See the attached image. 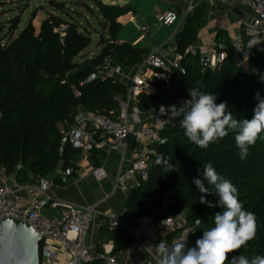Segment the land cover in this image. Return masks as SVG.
I'll return each mask as SVG.
<instances>
[{"label":"trees","instance_id":"obj_1","mask_svg":"<svg viewBox=\"0 0 264 264\" xmlns=\"http://www.w3.org/2000/svg\"><path fill=\"white\" fill-rule=\"evenodd\" d=\"M94 1L102 19L100 25L107 32L100 40L96 55L76 59L89 46L91 34L81 27L70 10L63 8L64 2L55 0H50V6L59 14L48 13L38 30L29 20L6 42L0 40V166L15 173L18 181H26L29 175L47 176L58 167L74 170L83 151L70 143L63 144L57 125L64 124L68 129L79 110L115 117L120 102L126 100L127 87L114 76L98 75L96 69L105 61L112 65H137L149 52L117 41L121 28L117 19L126 12L127 6ZM205 21V5L193 7L183 28L174 36L175 52L181 55L179 67L174 68L167 79L155 77L154 93L136 95L140 112L155 107L167 91L173 99H191L189 89L199 88L216 96L215 103L226 102L235 118H252L258 103L255 94L259 92L264 97V52L259 50L264 48V42L249 50L250 37L243 32L241 51L247 55V61L241 66L237 64L238 54L233 44L219 31L215 42L227 50L223 61L209 68L201 64L200 56L187 52ZM18 22V17L11 21L10 33L15 31ZM61 26H64L62 32L58 30ZM92 75L95 78L89 79ZM182 119L183 115L173 118V123L160 132V140L151 145L148 178L130 189L126 207L140 219L153 216L159 207L161 211L155 221L184 215L186 226L195 230L189 238V243L195 245L204 230L214 227V214L221 210L201 204L199 198L203 194L193 183L194 178L203 179V165L211 162L220 175L237 187L244 209L256 216L255 239L230 253L229 259L241 254L249 259L264 256V139L250 146L249 155L242 160L235 144V132L211 142L207 148H199L184 135ZM88 152L92 165H99L104 151L93 147ZM166 164H171L175 170L169 172ZM54 180L61 182L60 177ZM167 193H172L169 203L164 201ZM206 198L213 203L218 199L215 195ZM109 232L113 234V251L132 243V237L118 226Z\"/></svg>","mask_w":264,"mask_h":264},{"label":"built area","instance_id":"obj_2","mask_svg":"<svg viewBox=\"0 0 264 264\" xmlns=\"http://www.w3.org/2000/svg\"><path fill=\"white\" fill-rule=\"evenodd\" d=\"M238 3L249 7L254 16L244 22L243 32L246 36L252 31H259L264 36V0H235ZM193 4H189L185 13L192 12ZM178 15L175 8H170L161 16L165 25L174 22ZM144 29V28H142ZM59 31L64 30L61 26ZM63 35V33H61ZM251 38V37H250ZM237 52V64L245 65L247 55L241 51V39L233 43ZM191 55L207 56L205 65L215 68L224 59V51L215 49L212 46H189L187 49ZM181 55L175 57L166 64L165 60L156 50L149 52L141 61L140 69L146 66L157 71L161 78L167 79L174 68L179 67ZM97 74L100 76H113L121 72V65H112L105 61L103 66L98 67ZM152 90L151 84L145 80L138 71L129 81L127 92L129 96H136L140 92ZM79 93H76L78 96ZM186 97L173 99V106L180 108ZM128 102L121 101L116 117L103 115L90 111L79 110L74 118V123L68 129L64 124H58L63 144L70 143L73 148L83 152L90 147L106 149L111 146H124L130 135L139 137L149 145L160 140V132L173 123V118L167 111L163 113L159 106L146 123H140L137 117V110L128 113ZM167 110L169 107L164 106ZM137 124L136 128L130 130L131 124ZM94 134L107 136L108 140L96 141ZM149 152L136 153L132 167L118 176L116 186L123 190L138 187L140 183L148 178L150 163ZM71 172L72 170H68ZM93 174L103 177L105 174L101 168H95ZM49 181L40 177L34 183H22L17 180L15 173H9L3 166H0V220L6 217L20 220L27 223L38 231L39 235L53 230L39 238L38 241V264H91L100 261L102 264H119L112 255L113 243L106 241L100 243V251L92 253L87 244V231L94 215L103 216L110 227H126L116 216L108 212H99L94 206H77L70 203L58 202L51 198L47 189ZM46 208L53 209L50 213ZM162 223L171 231L176 232L174 237L167 244L169 246L176 240L184 239L188 247L195 245L189 243V238L194 234L193 227L186 226L184 215L171 216ZM156 221L153 216L140 219L142 232L151 234ZM142 244V243H141ZM142 246H144L142 244ZM134 264H145L137 260Z\"/></svg>","mask_w":264,"mask_h":264},{"label":"crops","instance_id":"obj_3","mask_svg":"<svg viewBox=\"0 0 264 264\" xmlns=\"http://www.w3.org/2000/svg\"><path fill=\"white\" fill-rule=\"evenodd\" d=\"M100 1L108 5L127 6L126 12L117 19L121 24L117 34V41L130 43L136 48L148 49L149 52L156 50L166 64L177 54L175 52L174 36L177 31L183 28L186 19L192 14V12L185 13L189 4H193L194 7L203 4L206 7L205 24L198 29L197 38L192 44L196 47L212 46L221 50L220 46L223 45L218 46L215 42L219 31L224 32L233 44L241 39L244 22L255 15L249 7L235 0ZM170 8H175L178 15L172 24L165 25L161 21V16ZM139 70H141L143 78L152 86V90L146 93H154L155 88L152 82L155 77H160V75L146 66L140 69V63L133 66H121V72L113 76L127 87L130 79ZM124 101L128 102V113L131 114L133 109L137 110V117L140 123L148 122L159 106H173V98L169 91L164 93L156 106L147 112H140L137 109L136 96H129L127 93ZM136 126V123L131 124L130 130H133ZM93 138L98 142L108 140L107 136L98 134H94ZM153 144L147 145L139 137L130 135L124 146L114 145L106 149L100 148L104 151V157L99 165L94 166L90 162L88 151L93 148L90 147L86 152H83V156L76 162L74 170L72 167H68L65 170L58 167L53 173L43 176L50 183L47 193L54 200L77 206H94L99 212L113 214L126 226L118 227L132 237V243L124 248L112 251V255L119 264H134L137 260H142L145 264H158L159 255L156 252V245L160 241L168 244L176 233L162 223L164 219L156 221L151 234L142 232L140 229V218L133 216L126 207V199L130 189L123 190L116 186L117 177L132 167L136 153H150L151 145ZM95 168H101L105 175L103 177L95 176L93 174ZM69 169L72 171L69 172ZM56 177L61 178L60 183L55 182L54 179ZM38 178L40 177L29 175L26 181L19 180V182L34 183ZM45 211L50 213L54 210L46 208ZM176 216L180 217L182 214ZM106 225L108 228H102ZM111 229L112 227L107 224L103 216L99 214L93 216L87 231V244L92 253L100 251V243L106 241H112L114 248L113 234L109 232ZM94 263L102 264L100 261H95Z\"/></svg>","mask_w":264,"mask_h":264},{"label":"clouds","instance_id":"obj_4","mask_svg":"<svg viewBox=\"0 0 264 264\" xmlns=\"http://www.w3.org/2000/svg\"><path fill=\"white\" fill-rule=\"evenodd\" d=\"M249 36V50L264 42V36L259 31H252ZM259 50L264 52V48ZM189 95L191 99L184 101L180 108L170 106L166 110L162 105L161 111L170 113L171 118L183 115L181 127L185 130L184 135L197 147L207 148L211 142H218L229 132H235L238 154L244 160L249 155L250 146L258 139H264L261 135L264 133V97L259 92L255 94L258 103L251 119L235 118L226 102L215 103L216 96L206 94L199 88H190ZM166 168L169 172L175 170L171 164H166ZM202 176L203 179H193L197 190L203 194L199 202L209 208L221 209L214 214V227L204 230L193 247H188L184 239L174 241L171 246L160 241L156 245L158 264H264V256L260 255L251 259L243 254L232 255L229 259L230 253L255 239L256 216L244 209L237 187L220 175L211 162L203 165ZM208 195H215L218 199L213 203L207 200ZM196 223L199 225L200 221Z\"/></svg>","mask_w":264,"mask_h":264},{"label":"rangeland","instance_id":"obj_5","mask_svg":"<svg viewBox=\"0 0 264 264\" xmlns=\"http://www.w3.org/2000/svg\"><path fill=\"white\" fill-rule=\"evenodd\" d=\"M56 2H64L63 8L70 10L81 27H85L91 34V42L89 46L76 58L82 59L91 57L98 53L99 44L102 37L106 36V29L100 25L102 20L98 11L96 10L94 0H55ZM50 0H0V40L4 43L10 35H16L20 29L29 21L38 30L41 20L47 17L48 13L59 14L54 8L50 6ZM88 7L86 8L85 7ZM61 14V13H60ZM64 15V14H63ZM19 18L17 28L10 33L11 21Z\"/></svg>","mask_w":264,"mask_h":264},{"label":"water","instance_id":"obj_6","mask_svg":"<svg viewBox=\"0 0 264 264\" xmlns=\"http://www.w3.org/2000/svg\"><path fill=\"white\" fill-rule=\"evenodd\" d=\"M222 51L226 47L220 46ZM208 61L207 56H201L200 62L204 64ZM92 75L89 79H94ZM172 193H167L164 197L166 203L171 202ZM161 207L153 212L154 218H157ZM53 230L39 235L38 231L30 225L11 217L0 220V264H38V241L39 238L50 233Z\"/></svg>","mask_w":264,"mask_h":264}]
</instances>
